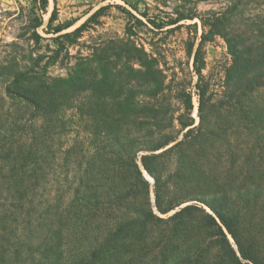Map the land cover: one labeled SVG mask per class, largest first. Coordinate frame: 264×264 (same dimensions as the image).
<instances>
[{"label":"rangeland","instance_id":"obj_1","mask_svg":"<svg viewBox=\"0 0 264 264\" xmlns=\"http://www.w3.org/2000/svg\"><path fill=\"white\" fill-rule=\"evenodd\" d=\"M41 6L0 0L1 196L21 172L12 122L48 127L44 114L24 113L28 99L57 116L45 137H24L27 145L42 143V153L53 146L39 173L44 180L52 177L53 155L63 180L78 165L113 162L117 153L129 158L131 149L153 214L167 221L188 209L173 241L128 260L264 264V0H48L44 13ZM178 18L184 21L165 30L149 24ZM71 78L76 93L67 87ZM198 86L206 91L201 110ZM154 177L162 182L161 206L172 209L166 214L156 208ZM56 189L65 190L46 186L51 197ZM214 209L231 221L234 238Z\"/></svg>","mask_w":264,"mask_h":264},{"label":"trees","instance_id":"obj_2","mask_svg":"<svg viewBox=\"0 0 264 264\" xmlns=\"http://www.w3.org/2000/svg\"><path fill=\"white\" fill-rule=\"evenodd\" d=\"M47 7L48 0H42L43 13L46 12ZM104 12L105 8L99 10L90 20L103 16ZM55 14L56 10L51 16V22ZM182 21L184 19L180 18L173 21H159V23L149 20V24L157 30H165ZM83 28L84 25L72 35L80 33ZM62 31L59 29L55 33L60 34ZM200 49L201 45L196 52L195 67L198 66L197 57ZM76 81V78H71L67 82V87L75 93L79 88ZM198 88L201 110L206 100V91L199 86ZM23 104L25 114L32 115L31 110L35 112V117L36 114H44L41 117L49 119L46 122L48 127H41L40 130L34 128L26 130L24 127L21 129L17 127L18 124L15 121L12 122V126L17 128L16 149L17 156L20 157L21 172L17 180L13 181V191H6V197H2L0 192V257H3L0 264L6 262L15 264H135L136 262L142 264V261L134 262V258L128 259L141 255L145 252L144 250L148 251V246L153 250H162L164 244L167 246L176 238L178 229L183 225L181 221L188 209H183L167 221L153 214L147 204L148 185L142 179L131 149L129 152L126 151L128 155L130 154L129 158H121L120 153H117L118 158L113 162L88 163L85 170L78 165L72 171V177L63 180L57 176L60 166L54 163L57 157L53 155L51 157L53 163L49 164L52 177L48 181L44 180L43 175L39 173L43 171V168H48L43 159L49 157L47 151L53 150V146H47L46 153H42L45 151L43 147L39 149L42 143H38L37 147L34 144L27 145L24 137L28 132L32 133L33 141L45 137L44 133L47 129L52 131L51 126H54L57 116L54 110L40 103L27 99ZM189 109H192L191 103ZM136 116L145 118L147 115L132 114V117ZM157 117L163 116L157 115ZM182 126L190 127L184 123ZM170 142L173 141L167 142L160 149L166 148ZM115 144H118V141H115ZM146 160L149 159L142 161L143 167L151 173ZM23 172L26 173L22 175ZM36 174L38 176H35ZM154 179L156 208L160 213L166 214L172 209L161 206L162 182L157 177ZM6 184V181L2 184L0 182V186ZM44 185L64 187L65 190L56 189L54 190L56 194L51 197L49 192H46V186L45 189L42 188ZM134 201L139 203V208H132ZM214 212L234 238L235 235L229 228L231 221L220 211L214 209ZM211 221L219 234L225 237L216 221L214 219ZM168 223H172L170 224V226L173 225L172 228H168ZM157 232L161 235L158 239H156ZM4 244L12 245V247L7 251ZM14 247L13 258L7 259V254H10V250ZM242 256L253 260L243 252Z\"/></svg>","mask_w":264,"mask_h":264}]
</instances>
